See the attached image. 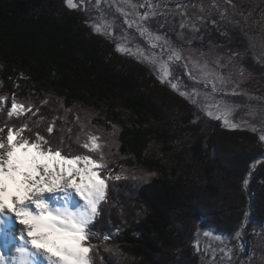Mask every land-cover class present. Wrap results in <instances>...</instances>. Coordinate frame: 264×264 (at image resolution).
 Returning <instances> with one entry per match:
<instances>
[{
    "label": "rangeland",
    "instance_id": "rangeland-1",
    "mask_svg": "<svg viewBox=\"0 0 264 264\" xmlns=\"http://www.w3.org/2000/svg\"><path fill=\"white\" fill-rule=\"evenodd\" d=\"M136 2L141 6L144 5L146 1L111 0V7H108L104 4L105 9L102 10V14L100 15H98V13L96 14L93 5L87 3V5H84V8H86L89 15H85L83 11H78V13H80V16L83 15L80 17L82 21L81 27L85 28L91 33L90 35L94 38V43L100 47H103L105 54H107L108 51L111 54L113 51L124 61H126V63H124L126 65L122 70H124L125 73L131 74L133 79L140 86L147 90V93L151 95L153 102L157 104L158 109L161 112L160 116H162L164 119L162 123L155 120V118L152 116L148 118L150 120L149 122L156 130L159 132H166L167 138L164 140V144L153 142L148 156L150 158L157 159V161H163V163H165V165L168 167H177L176 169H180L178 168V165H180V162H182L183 168L180 170L182 176L187 180L186 183L188 185V193L193 197L192 203H197L196 205H198L201 209L199 212H201L203 209L206 211L209 210L210 213H208L210 214L211 221L220 225L222 229H225L226 231H223L225 233H229V231L232 230L233 224L228 222L233 218L228 216L231 214L230 211L235 207V199L237 195L239 196V193L245 196L244 202L246 207H249L251 204L254 206H251L252 208L250 207L252 213L251 218L248 220V224L245 225L243 223L242 226L240 223H237V226L240 225L242 227L239 238H237L236 235L233 238H230L223 232H214L216 229H210V227L208 228V226H205V224L202 223L201 226L199 224L200 228L198 230L195 229L192 231V239H190V241L186 238V236L190 231L188 223L192 225V222L194 221V225L196 226L197 224V219H192V215L196 213V211L194 213L195 205L189 204L187 206H183L179 210L177 220L174 221V224L166 231L167 234L172 232V236L169 239L174 240L173 244L175 246L172 248L169 247L162 249L163 252L158 254L156 258L157 260L159 259V264H186L185 259L188 254L187 251L188 249L195 250L197 245L196 240H198L199 243L202 244V250L199 254L192 250L194 253L192 255L194 264H221L223 263L222 261L227 262V264H264V212L262 211V201L264 202V182L262 181V176L259 175L253 181L252 174V177L250 178L253 182L248 183L247 186H245L243 181L245 179L249 181L250 178L248 177L247 172L242 173L240 170L241 166L237 164L234 166L232 159V152L235 150L234 149L232 151L234 146H240V153L242 151L244 153L241 145L245 144L248 146L251 144L255 145L263 153L264 158V147L261 146V143L258 141V136L264 133V81H262V79H264V72L262 71L264 66H260L263 64H260L259 66L255 64L258 67H255V70L252 69L250 73V61L253 60V58L248 57V61H240L231 54V49L229 48L231 46H220L219 49L224 52H220L218 50H208L207 58L210 64L215 63L213 61L215 56H218L220 53H222L224 58L222 60L218 59V61H220L219 63L221 65H226V68L231 69V74L228 76L223 75L227 81L226 85L224 87H220L219 82L217 81L220 91L218 90L213 92L211 83L212 79L208 77L207 82H204V78L200 76L199 73H197V70L204 68L206 64L198 62L192 54L186 52V49H192V47L186 46V49L184 47L182 49L184 39L181 33L177 34L175 37L170 35L171 32L174 34L177 30V33H179L181 24H185L186 19L183 18V15L181 14L183 7L178 8V5L182 4L188 11H192L194 13L196 11L200 12L199 15L209 13L212 15V17H215L218 22H220V18H224L225 16H227L228 19L231 17L234 18L237 21L238 29L235 31L236 34H233V38L235 37V41L241 44L239 46L234 45L237 46L235 49H240L242 51L248 50L249 54L253 53L252 50L258 49L262 50L261 53H264V0H230V2L235 5L237 12L240 15L246 16L247 19L243 18V16H236L229 6H226L217 0H152V3L160 5L158 12L163 13V15L158 14L154 16V19L151 22L149 20L152 17H150L145 22L146 26L149 28V30L155 32L156 34L165 36L167 33L168 35L165 37L170 42V44L176 42L173 47L180 49L184 52V56L187 54L190 58V60L187 58L186 62H184L185 60L183 59L182 61L176 63L178 67L183 68L184 73H182L183 79H178L176 76L174 77L173 82L179 81L181 88L190 93L193 90H197L200 95L194 97V99H197L200 104L205 102V96L207 95L209 98L208 103L219 104L222 109V114L227 115L229 123L235 124L237 126L236 130L230 131L224 126L223 120L209 118L203 111H201L199 106L195 105L200 110L199 112L196 111L195 115L197 119L196 124H199L201 126L200 128L203 130L200 132L198 131L197 127L196 129H190L183 120L188 118L186 114L189 113V106L192 109L190 103L180 97L176 92L172 91L169 86L161 83L160 80L157 79L158 63H149L147 59H144V57L152 58L153 54H155V57L162 60V57L159 53L161 48H152L149 43L151 38L147 36H141L137 30V23H139L138 14H140L139 11L141 8H139L140 6H138ZM198 2L205 5L204 10L199 8ZM79 6L81 9H83L81 4ZM208 7H211L212 11H209L207 9ZM73 11L77 12V10ZM106 14H108V16H106ZM180 17H182L181 20ZM125 20L132 22L131 27L128 23H125ZM261 22L262 24H258ZM92 23L98 25L102 30L107 31L109 35L96 34L92 27H90V24ZM108 25L111 27H107ZM226 26L227 25L225 24V27ZM215 31L213 33H215ZM215 34H217L216 39L218 40V32L216 31ZM216 39L213 37L209 40V42L212 41L211 43H216L214 41ZM117 43H120L124 47L125 54L118 53L115 50ZM205 45L206 44H204V47ZM195 50H198L199 53H201V50L198 49V46H196ZM226 53L231 55V57ZM185 64H187L189 68H192V76L195 77V79H189L187 70L184 67ZM241 69H243L244 72L243 76L240 74ZM230 71H227V73ZM216 72H218V69H216ZM254 72L255 76L253 79L252 75ZM218 75H220L219 72ZM233 76L234 78L232 79ZM256 77L258 81L255 80ZM237 78H242V80L236 81ZM233 90H235V95L232 94ZM114 108V110L122 116V120L126 125L133 123L132 121L134 120V116L130 111L125 109L122 103H114ZM224 109H227L228 111L224 112ZM108 110H111L110 106L105 107L101 103L98 104V108L95 109L87 107H77L73 110L62 108L60 111L61 113H64L67 118L61 117V119L66 122L65 126L75 137V139L73 138L75 141V146L72 147L69 143L62 145L65 152H71L72 154L80 153L96 155L87 153L86 149L81 147V144L87 140L85 133L91 132L99 137L98 143H104L106 145L103 151L106 154L111 153V155L107 156L108 168L110 165L112 166L114 162L116 163V159L122 157L120 154L121 143L119 141L121 126L113 123L112 126L110 125L111 129L109 130L98 129L94 126V124L99 121H105L103 118H105V115L108 114H106V111ZM212 110L215 111V108ZM74 113L75 115L79 116V121L77 120V116L74 117ZM23 117L24 116L20 114L17 116V120L20 122L27 121V119ZM11 119H16V117H11ZM31 120L34 122V119ZM48 121L50 122H48V125L52 126L50 118ZM15 122L16 121H14V123ZM74 125L75 128H73ZM81 125L84 127L82 128ZM113 129H115V135H112ZM253 129H255V131H253ZM54 131L55 130H53L52 134H49L46 130H39L37 133L45 136V138L49 139L51 143L55 145L58 144L59 141L54 143L52 140ZM213 133H219L217 135L220 139L219 146L222 151L218 154V157L221 160L220 166H222L223 171L219 170V164L216 162L214 157H210L208 159L210 161V166H203L204 162L201 163L200 161H197L195 158L196 155L194 158H192L193 156L190 155L193 153L190 145L194 142L192 141L193 138L204 136V138L208 139ZM220 133H224L225 136L220 137ZM4 135L6 137V131ZM78 137L80 143H77ZM64 143L65 141H63V144ZM170 148L176 150L172 151ZM240 156L242 157V154H240ZM125 159L122 168L119 167V169L121 171L122 169L125 170L122 172V174L130 175L133 171L127 167L131 162L128 159ZM257 163L259 164L260 161L257 160L255 164ZM232 170H234V173ZM110 171L112 172V170ZM226 171L230 174L228 175ZM134 172H136L138 175H148L146 180L133 181L134 183L140 182L139 184H142L152 178V174L143 167L138 168V170ZM207 176H210V180L209 178H206ZM123 182L124 181L122 180L119 182L109 181L107 183H112L114 189L115 186L118 185L121 187ZM209 183L213 185L214 189L218 191L217 193L219 194V199H217V201L216 199H210V192L208 187H206L210 185ZM138 187L139 185L134 188L136 191L133 188L130 189V193L132 194L126 192L125 195L127 198H129V200H132V202L134 201V204L132 205L134 213H138V215H144L148 209L144 206H141L140 202H142V200L137 199ZM250 188H256L257 191L259 190V192L257 194H254L253 192V198L252 196H249L247 200ZM136 199L138 203H136ZM113 200L115 202L116 198H112V201ZM255 203H258V205H254ZM123 213V216L128 221L132 219L128 209ZM241 214L243 215L244 213L242 212ZM114 226H117L115 225V221L111 218L109 222H105L103 214L102 218L100 219L99 226L100 237L103 236L105 232L114 230ZM204 232H208L209 235L205 236ZM217 236L223 237V240L221 241L216 239ZM245 239H248V243ZM94 241H96L94 244L99 246L97 249L99 254L97 256L95 253H90V255L93 256V264H96L95 260H98L100 264H102V261L104 262V260H108L107 263H109V258L114 262V264H127L128 261H135L133 259L131 260L130 258H126L124 254H120L119 256L112 254V256L108 259L103 257V259L101 258L102 260L100 261V257L106 255L105 242H103L102 237L99 240L94 238ZM110 242L111 241L106 242L108 247H111ZM232 244H238L236 250L238 253H236L235 248L233 249ZM250 245L251 250L249 247ZM203 248L206 250L204 251ZM226 250H230V254ZM206 251H208V253H206ZM231 254H233V257L232 259H229ZM138 262L144 264L143 261L141 262L139 260Z\"/></svg>",
    "mask_w": 264,
    "mask_h": 264
},
{
    "label": "trees",
    "instance_id": "trees-1",
    "mask_svg": "<svg viewBox=\"0 0 264 264\" xmlns=\"http://www.w3.org/2000/svg\"><path fill=\"white\" fill-rule=\"evenodd\" d=\"M82 16L78 11H70L64 0H0V96L9 98L3 107L5 109L10 107L12 97L25 106L32 105V111L21 113L23 118L27 119L24 122L18 121L16 115L13 116L16 119H11L7 117L6 111L0 112V127L13 126L19 129L27 124L31 131L25 128L21 136L34 139L39 130H46L50 126L48 125L50 118L51 124L55 120L54 126L52 125L55 130L52 136L54 143L60 142L62 137L65 141L63 145L69 143L73 147L75 137L65 126L66 122L61 119L67 116L60 110L62 108L73 110L77 107L95 109L100 103L105 107L110 106L111 110L106 111L108 114L103 118L105 123L99 121L97 122L99 124H94L95 128L106 130L111 129L113 123L121 126L119 141L122 157L117 158L116 163L110 165L109 169L113 174H122L119 167L122 168L126 158L131 162L128 169L136 171L143 167L152 174V178L142 184L127 180L121 184V187L118 185L113 189L112 183H108L109 201L105 203L102 215L104 214L105 222H109L112 218L117 225L114 226V230H109L113 237L109 240L110 246L119 249L126 258L136 262L128 261L127 264H141L139 260L144 264H159L160 261L156 256L163 252L162 249L175 246L174 240L169 239L172 232L167 234L166 231L177 220L179 210L183 206L195 205L194 213L195 211L196 213L192 215V219H197V224L195 226L194 221L192 225L188 223L190 231L186 238L189 241L192 239V231L198 230L202 223L210 229H216L214 232L217 233L226 230L211 221L209 210L203 209L199 212L201 209L196 205L197 203L195 201L192 203L193 197L188 193L187 180L180 170L183 168L182 162L178 165L180 169H176L177 167H168L163 161L148 156L153 142L164 144L167 138L166 132L156 130L148 118L152 116L162 123L164 119L160 116L161 112L147 90L140 86L131 74L122 70L126 61L113 51L111 54L109 51L105 54L103 47L94 43L91 33L81 27ZM116 102L122 103L125 109L132 113L134 116L132 124L126 125L122 116L114 110ZM190 105L192 109L189 106V113L186 114L188 118L183 120H186L185 123L189 128L197 127L199 132L203 131L201 126L196 124V111L200 110L195 105ZM73 115L78 116L75 113ZM31 119H34V122ZM217 134L219 133L211 134L208 139L204 136L193 138L194 142L190 144L193 153L190 155L193 156L192 158L196 155L197 161L204 162L203 166H210L208 159L214 157L219 164V170L223 171L218 157L222 150ZM220 134V137L225 136L224 133ZM263 144L261 143V146L264 147ZM251 145H241L244 153L243 151L240 153V146H234L232 149V151L235 149L232 152L234 166L236 164L241 166L240 170L242 173L247 172L249 178L253 174V181L258 175L262 176L264 182L263 153L255 145ZM170 150L176 149L170 148ZM63 153L67 152L63 149ZM257 160L260 163L255 166L253 162ZM232 171L234 173V170ZM226 173L230 174L227 171ZM253 181L250 178L248 183ZM137 185H139L137 199L142 200L139 201L141 206L148 209L144 215L134 213L132 208L134 201L132 202L125 195L126 192L132 194L130 189H134ZM206 187L210 192V199L217 201L218 191L211 184ZM256 191V188H250L247 200L249 196L253 198V192L254 194L259 192ZM112 198H116V201H112ZM244 198L245 196L240 193L236 196L235 207L228 216L233 218L228 222L233 224L232 230L229 231L230 234L223 233L230 238L242 229L237 223L246 225L251 218V208L254 206L251 204L246 207ZM137 199L136 203H138ZM127 209L132 216L130 221L123 216V212ZM262 211L264 212L263 201ZM242 212L243 215L240 214ZM99 226L100 219L92 230L99 234ZM94 238H91L90 243L96 242ZM196 241L201 252L202 244ZM235 246L236 251L238 244ZM249 247L251 250V245ZM192 250L200 253L196 248ZM192 250L187 251L186 264H194ZM111 256L112 254L106 252L105 256L100 257V261L103 257L108 259ZM95 262L100 264L98 260ZM107 262L108 260H104L102 264H114L110 258L109 263Z\"/></svg>",
    "mask_w": 264,
    "mask_h": 264
},
{
    "label": "snow or ice",
    "instance_id": "snow-or-ice-1",
    "mask_svg": "<svg viewBox=\"0 0 264 264\" xmlns=\"http://www.w3.org/2000/svg\"><path fill=\"white\" fill-rule=\"evenodd\" d=\"M64 2L69 9H78L75 0ZM141 7H144L145 11L138 14L137 30L140 35L151 38L149 43L152 48L168 49L166 61L155 57V54L152 58L144 57L149 63L160 65L157 79L190 104L199 106L209 118L223 120L228 130H236L237 126L229 123L227 115L222 114L219 104L208 103L207 95L205 102L200 104L194 99L200 95L197 90L190 93L181 88L179 81L173 82V71L169 65L183 60L181 50L173 47L165 36L151 32L145 24L150 17L163 14L158 12L160 5L152 3V0H146ZM182 7L184 5H178V8ZM125 23L131 27V21L125 20ZM90 27L98 35H109L94 23L90 24ZM183 27L181 24V28ZM193 30L197 29L193 27ZM115 50L125 54V49L120 43L116 44ZM184 67L189 79H195L192 76V68L187 64ZM240 74L244 75L243 69L240 70ZM201 75L207 80L211 74L205 73L202 68ZM217 81L220 87L227 83L223 76L217 74L211 81L213 92L219 90ZM232 94H236L235 90ZM8 99L6 96H0V112L6 111L7 117L32 111V105L25 106L15 97L11 98L10 107L5 109L3 105ZM227 111L224 109V112ZM77 120L79 121V116ZM54 124L55 120L52 121L53 126ZM53 126L47 127L46 131L49 134L53 133ZM25 128H28L27 124L19 129L8 126L6 130L5 127H0V244L7 243L15 237V233L10 231L14 223L22 226L19 229V243L13 246L16 258L5 261L4 254L0 253V264H41V257L47 264H93V256L90 253L98 255L99 246L90 243V240L93 237L99 240L101 237L92 230V226L103 211L102 204L108 201L107 182L141 181L146 180L148 175H138L134 171L130 175L113 174L108 168L107 159L111 153L106 154L103 151L106 145L98 143L99 137L91 132L85 133L87 140L81 147L86 149L87 153L96 155L71 152L62 154V137L58 144L53 145L40 133H36L34 139L21 136ZM28 131H31V128H28ZM112 135H115V129ZM258 139L264 143V134L259 135ZM77 143H80L79 137ZM253 164L255 165V162ZM124 171L122 169V172ZM243 183L247 186L248 180L245 179ZM74 196L83 201L82 204L76 205L75 210L70 207ZM60 201H63L62 205ZM204 235L208 236L209 233L204 232ZM235 235L239 238L240 232ZM110 239H113L112 234L105 232L102 236L105 251L119 256L121 254L119 249L107 246L106 242ZM216 239L222 241L223 237L217 236ZM196 250L199 251L198 244ZM226 251L230 254V250Z\"/></svg>",
    "mask_w": 264,
    "mask_h": 264
},
{
    "label": "flooded vegetation",
    "instance_id": "flooded-vegetation-1",
    "mask_svg": "<svg viewBox=\"0 0 264 264\" xmlns=\"http://www.w3.org/2000/svg\"><path fill=\"white\" fill-rule=\"evenodd\" d=\"M123 1H125V0H123ZM75 2L78 4L77 11H83L85 14H88V15H89V13H87L86 8H84V5H87V3H90L91 5L94 6V10L96 11V14L98 13V15L102 14V10L105 9L104 4L108 7H111V0H87L86 3L84 2V0H75ZM139 3H141V2H139ZM80 4L82 5L83 9H81V7L79 6ZM138 6H140V4H138ZM198 6H199V8H201V10L205 9V5H203L200 2H198ZM139 8H141L139 12H140V14H142L144 12L143 10H145V8L141 7V6ZM207 9L209 11H212L211 7H208ZM199 13L200 12H197V11L195 13L192 11H188L185 7H183L181 14L183 15V18L186 19L184 27L183 28L180 27L179 33H177V31H178L177 30L175 33L173 32L174 34H172V32H171L170 35L175 37L177 34L181 33V35L184 39L182 49H183V47L186 49V46L192 47V49H186V52L189 54H192L193 57L198 62H201L202 64L203 63L206 64V67L204 66L203 69H204L205 73L211 74L209 76L211 79H213L214 75L216 76L218 74V72H219L220 76H223V75L228 76L229 74H231V71H230L231 69L226 68L225 67L226 65H221L219 63L220 61H218V59L222 60L224 58L222 53H220L218 56L217 55L215 56V58L213 60L215 63L210 64L208 61L207 51L208 50H210V51H217L218 50L220 52H224V51L219 49L220 46H223V47L231 46V47H229L231 49V54L235 58H238L242 62L248 61V57L253 58V60L250 61V64H251V66L249 68L250 73H251L252 69L255 70V67H258L260 64H263L260 66H264V53L263 52L261 53L262 50H258V49L252 50L253 53L249 54L248 50L242 51L240 49L239 50L235 49L237 46H239L241 44L238 43L237 41H235V39H234L235 37L233 38V34H236L235 31H237V29H238L237 28V26H238L237 21L234 18L231 17L228 19L227 16H225V17L223 16L224 18H220V20H219L220 22H218L216 20V18L212 17V15L209 13H206L204 15H202V14L199 15ZM106 16H108V14H106ZM181 18L182 17H180V20H181ZM153 19H154V17H152L149 21L151 22V21H153ZM186 22H188L189 24ZM225 24L227 25L226 27H225ZM193 27H195V29H197V30L194 31ZM215 28H216V31L218 32V36H219L218 40L216 39L217 34H215L216 33ZM214 31H215V33H213ZM151 32H153V31H151ZM153 33H155V32H153ZM167 35L168 34L166 33L165 36H167ZM213 37H215L216 40H214V41L216 43H211L212 41L209 42V40L212 39ZM201 39H204V40H201ZM175 43L176 42L172 43L171 45L173 46V45H175ZM204 44H206L205 47H204ZM234 45H237V46H234ZM196 46H198V49L201 50V53H199L198 50L197 51L195 50ZM160 48L161 49H160L159 53L162 57V61L168 60V49H167V47H163V48L160 47ZM206 48H209V49H206ZM181 53L184 56V52L181 51ZM227 55H229V54H227ZM229 56L231 57V55H229ZM187 58L190 60L188 55L185 54V56L183 58L185 60L184 62H186ZM255 64L258 66H256ZM169 67L173 71V79L176 76L178 79H183V76H182V73H184L183 68L178 67L176 65V63L170 64ZM216 69H218V72H216ZM157 71H158V73L160 72V65L157 66ZM227 71H230V72L227 73ZM262 71L264 72V68L262 69ZM197 73H199L200 76H202L201 75V69L197 70ZM225 73H227V74H225ZM254 76H255V72L252 75L253 79H254ZM233 78H234V76L232 77V79ZM263 78H264V76H263ZM241 80H242V78L236 79V81H241ZM255 80L258 81L257 77L255 78ZM203 81L207 82V80H205V79ZM262 81H264V79H262ZM217 88L219 89L218 85H217ZM219 91H220V89H219ZM263 110H264V108H263ZM262 134H264V133H262ZM232 240H234V239H232ZM230 244H231V242H230ZM232 246H233V249L236 247L234 244H232ZM205 250L206 249H204V251ZM206 253H208V251H206ZM232 257H233V254H231L229 259L230 258L232 259ZM222 262L223 263H221V264H227V262H224V261H222Z\"/></svg>",
    "mask_w": 264,
    "mask_h": 264
},
{
    "label": "water",
    "instance_id": "water-1",
    "mask_svg": "<svg viewBox=\"0 0 264 264\" xmlns=\"http://www.w3.org/2000/svg\"><path fill=\"white\" fill-rule=\"evenodd\" d=\"M217 1H219L220 3H222V4H224V5H226V6H229L231 9H232V11L234 12V14L237 16V15H239V16H243V15H240L238 12H237V9L235 8V5L232 3V2H230V0H217ZM71 10V9H70ZM73 11V10H72ZM243 18H245V19H247L246 18V16H243ZM258 24H262V22L261 23H258Z\"/></svg>",
    "mask_w": 264,
    "mask_h": 264
},
{
    "label": "bare ground",
    "instance_id": "bare-ground-1",
    "mask_svg": "<svg viewBox=\"0 0 264 264\" xmlns=\"http://www.w3.org/2000/svg\"><path fill=\"white\" fill-rule=\"evenodd\" d=\"M186 121V120H185ZM191 129V128H190ZM192 133V132H191ZM232 158V157H231ZM225 160V159H224ZM212 168V167H211ZM206 170H207V168H206ZM229 183V182H228ZM260 196V195H259ZM260 198V197H259ZM60 203L61 204H63V201H60ZM73 206V205H72ZM223 206V205H222ZM256 207V206H255ZM73 210H75V208L74 207H71ZM241 214V213H240ZM182 243V242H181Z\"/></svg>",
    "mask_w": 264,
    "mask_h": 264
}]
</instances>
